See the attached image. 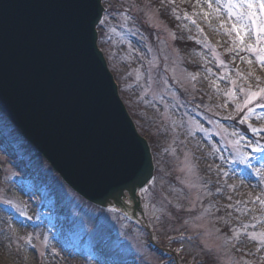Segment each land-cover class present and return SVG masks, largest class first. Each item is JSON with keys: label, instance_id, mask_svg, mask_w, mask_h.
Wrapping results in <instances>:
<instances>
[{"label": "rangeland", "instance_id": "1", "mask_svg": "<svg viewBox=\"0 0 264 264\" xmlns=\"http://www.w3.org/2000/svg\"><path fill=\"white\" fill-rule=\"evenodd\" d=\"M176 1L190 9L195 15L194 23L204 29V37L209 45L219 49L215 54L200 49L186 55L189 62L202 68L197 80L202 86L211 89L212 96L217 99L223 97L221 102L232 96V101L236 102L235 107L249 108L244 112L248 124L264 129L262 95L254 94L246 88L233 94L229 86L235 71L243 78L251 77L250 82L264 78V47L260 48L261 54L257 50L253 55L247 50L258 42L259 24L264 14L258 7L255 8L256 23L249 21V26L238 35L237 31H233V25L240 28L236 14L245 13L248 9L235 6L232 8V15H229L228 4L238 5L239 0ZM106 7L116 10L120 4L115 0H107ZM132 10L136 14L140 13L135 2ZM148 11L146 20L157 38L152 54H144L151 63L144 66L143 57L140 63H136L140 56L134 52L136 57L127 58L115 71L118 75H124L122 79L127 83L132 99L146 102L144 111L141 112L148 122L144 137L159 152L168 155L165 166H170V175L175 174V181L178 180L180 184L177 186L180 189L177 190L174 184L165 180L166 190L171 188L179 206H182L181 217L172 209L175 199L172 195L168 199L156 194L161 200L155 198L156 202L149 201L144 208L148 224L156 231V235H153L154 243L163 248L165 245L169 246L172 250L165 255L163 252V255H158L148 251L145 248L148 234L139 226L133 225L135 228H129L131 232L124 229V237L120 222L114 214L105 213L78 199L72 203V193L46 168L42 169V176L33 175L28 181L22 173L25 166L18 169L14 162L6 158L13 149L6 145L4 154L0 146V264H264V145L257 139L239 137L227 125L217 123L213 128L207 127L191 111L180 110L173 102L174 97L163 92L170 83L188 87L191 77L181 67L180 58L170 44V31L152 9ZM106 19L111 30L114 26L119 27L120 20L114 14ZM190 24L186 30L195 25ZM132 25L133 30L135 24ZM132 36L136 34L132 33ZM100 47L102 50L108 48L102 43ZM124 49L122 44H117L114 48L115 53L120 55L125 53ZM226 53L230 57L227 58ZM219 62L225 68L234 70L219 72ZM138 67L143 68V72L135 74ZM154 68L160 73L159 81ZM131 78L133 81L129 82ZM159 94L162 96L161 100L157 98ZM225 108L230 112L229 105ZM133 116L136 121L141 119L137 110ZM167 141L177 142L176 149H172ZM254 148L259 150L253 151ZM165 149L169 151L166 152ZM238 151L245 159L244 162H240ZM201 176L211 187H225L216 192L217 203L228 202L235 207L232 211L241 220L247 234L245 240L235 246L242 255L252 259L251 262L230 253V246H227V241L218 230L219 225L210 219L203 208L207 207V194L201 185ZM42 177L52 180L50 191L54 192L60 202L52 205L54 199H51L50 207L44 211L39 210L40 191L45 187ZM144 193L142 191L140 194L146 199ZM65 202L76 209V213L71 214L72 222L66 218L67 214L63 210L62 204ZM86 221H96L106 230L117 233L118 240L117 236L111 238L119 241V244L115 247L108 245L87 250V245L83 248L69 242L65 230L76 225L83 230L84 235L97 231L96 234H90L91 241L94 237H99L101 232L95 227L94 230L83 228Z\"/></svg>", "mask_w": 264, "mask_h": 264}, {"label": "water", "instance_id": "2", "mask_svg": "<svg viewBox=\"0 0 264 264\" xmlns=\"http://www.w3.org/2000/svg\"><path fill=\"white\" fill-rule=\"evenodd\" d=\"M99 0H0V112L88 200L118 202L151 177L95 46Z\"/></svg>", "mask_w": 264, "mask_h": 264}, {"label": "snow or ice", "instance_id": "3", "mask_svg": "<svg viewBox=\"0 0 264 264\" xmlns=\"http://www.w3.org/2000/svg\"><path fill=\"white\" fill-rule=\"evenodd\" d=\"M211 6V5H209ZM235 6H239V7H246L248 9L247 12L245 13H237L236 17H237V22L240 25V28L237 29L236 25H233V31H237V34L239 35L240 31H243L244 28L248 27L249 24L248 22L251 21L252 24L256 23V12H255V8H259L261 13L264 14V0H239V4L238 5H233L232 3L228 4V9H229V15H232V8ZM259 29L261 32H264V18H262L260 20V24H259ZM264 51V50H262ZM264 91V90H262ZM243 122V121H241ZM264 130V129H262ZM253 131H256L255 129H253ZM259 149L254 148L253 151H258Z\"/></svg>", "mask_w": 264, "mask_h": 264}, {"label": "trees", "instance_id": "4", "mask_svg": "<svg viewBox=\"0 0 264 264\" xmlns=\"http://www.w3.org/2000/svg\"><path fill=\"white\" fill-rule=\"evenodd\" d=\"M162 11H163V10H162ZM160 13H161V12H160ZM165 14L168 15V11H167V10L165 11ZM165 19H166V18H165Z\"/></svg>", "mask_w": 264, "mask_h": 264}]
</instances>
